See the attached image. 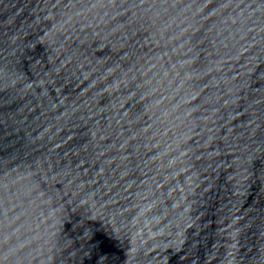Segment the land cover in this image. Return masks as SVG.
<instances>
[{"label":"water","instance_id":"1","mask_svg":"<svg viewBox=\"0 0 264 264\" xmlns=\"http://www.w3.org/2000/svg\"><path fill=\"white\" fill-rule=\"evenodd\" d=\"M0 264H264V0H0Z\"/></svg>","mask_w":264,"mask_h":264}]
</instances>
